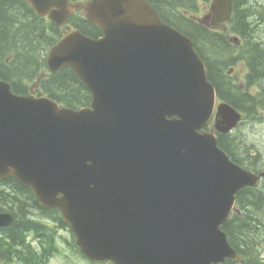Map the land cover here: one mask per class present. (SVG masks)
<instances>
[{"label": "water", "instance_id": "1", "mask_svg": "<svg viewBox=\"0 0 264 264\" xmlns=\"http://www.w3.org/2000/svg\"><path fill=\"white\" fill-rule=\"evenodd\" d=\"M23 1L57 26L83 9L101 37L70 30L46 59L53 73H76L92 94L89 107L36 97L38 83L17 95L0 80V180L14 178L41 206L58 209L93 262H241L222 226L237 210L236 194L258 187L264 172L232 162L203 131L217 95L193 41L147 0ZM232 8V0H214L207 19L226 22ZM241 119L221 103L214 129L229 133ZM12 221L0 215V227Z\"/></svg>", "mask_w": 264, "mask_h": 264}, {"label": "trees", "instance_id": "2", "mask_svg": "<svg viewBox=\"0 0 264 264\" xmlns=\"http://www.w3.org/2000/svg\"><path fill=\"white\" fill-rule=\"evenodd\" d=\"M150 1L167 24L194 41L197 53L207 66L208 78L224 101L242 111L247 118H252L258 110L264 109V46L261 42H247L248 49L237 58L244 60L248 65L249 84H256L260 88L259 93L254 96L240 91L239 87L233 86L223 74L224 68L233 62L234 49L227 34L198 23L187 14L192 11L196 0ZM251 10V5L249 6L246 0L234 1L231 20L233 31L247 39L254 33L255 27L253 21L250 23V18L254 16ZM261 21H264L263 17ZM69 25L91 38L100 36L98 27L78 14L70 19ZM64 28L37 16L21 0H0V79L9 82L15 93L29 94L31 85L36 83L46 68L47 51L63 36ZM36 93L71 109L88 106L92 100V95L81 80L67 68L44 78ZM219 146L235 163L249 170L258 171L264 166L258 149L254 144H249L246 138L241 140L230 134L220 135ZM253 151H256L257 155L251 156ZM4 184L8 186L0 185V212L1 209H6L12 214L15 213L16 222L8 230L12 242L24 240L22 234L26 230L40 232L45 229L32 221L35 217H50L59 221L61 228L67 226L62 222L60 212L41 207L30 189L14 179H7ZM236 197L241 213L233 214L223 225V230L231 246L246 262H256L258 248L264 244V187L242 189ZM34 215L38 216L33 217ZM26 217L30 220L24 225ZM3 244L0 240V247ZM10 255L17 256L27 264H33L35 260L40 259L35 253L16 250ZM224 264L235 263L226 261Z\"/></svg>", "mask_w": 264, "mask_h": 264}, {"label": "rangeland", "instance_id": "3", "mask_svg": "<svg viewBox=\"0 0 264 264\" xmlns=\"http://www.w3.org/2000/svg\"><path fill=\"white\" fill-rule=\"evenodd\" d=\"M86 1V0H84ZM246 2L251 5V13H253V17L250 19L253 21L254 34L251 33V39H258L259 42L264 43V21H261V18H264V0H246ZM211 0H196L195 8L191 11L190 16L195 20L203 19L209 13ZM261 13V14H260ZM262 16V17H261ZM227 30H230L231 26L223 27ZM222 28V30H223ZM229 28V29H228ZM256 40L252 41L255 42ZM237 52V51H236ZM235 56V51H234ZM223 62H226L222 60ZM232 66L234 68L232 72V79L235 80V84H245L246 76H247V68L245 67L244 62H236ZM221 64V63H220ZM247 92L251 95H257L259 92V88L257 85L247 88ZM258 120L245 119V122L241 127L236 131L234 137H238L242 140V138H246L249 144H254V146L258 149V152L261 154L262 164H264V110H260L257 113ZM255 155H257L256 151H253ZM252 155V152L250 153ZM59 237L58 239V247L59 252L53 257L49 264H90L86 260H84L76 251L73 246L72 236L68 229H63L57 232ZM260 251L262 252L261 256H264V244L260 247Z\"/></svg>", "mask_w": 264, "mask_h": 264}, {"label": "flooded vegetation", "instance_id": "4", "mask_svg": "<svg viewBox=\"0 0 264 264\" xmlns=\"http://www.w3.org/2000/svg\"><path fill=\"white\" fill-rule=\"evenodd\" d=\"M84 0H71V2H81ZM2 185V184H1ZM5 186H8L6 184H3ZM11 212H8L6 209H1L0 214H10ZM38 216L34 215L33 217ZM38 218V217H36ZM26 223L28 224L27 220H30V218L26 217ZM44 221H50L51 223H55L52 219L48 218V220ZM16 220L15 218L13 219V222L5 227L0 228V240L4 242L3 246L0 247V264H27L25 261H19L18 257L15 256L13 257L12 255L9 256V254H12L14 250L18 252H31V253H39L40 259L38 262L35 260L33 264H49L51 260L53 259L52 257H49L47 262H44V258L48 253H51L50 255H54V251L57 250L59 252V247H58V240H57V233L56 236L48 238V236L45 233H39L37 234L36 231H25L23 232L24 240L21 241H16L12 242L10 239V233H9V228L15 224ZM12 247V248H11ZM14 247V248H13ZM9 252V254L7 253ZM90 264H96L90 261H87ZM235 264H264V256H262L261 261H256V262H234ZM105 264H112V263H105Z\"/></svg>", "mask_w": 264, "mask_h": 264}, {"label": "bare ground", "instance_id": "5", "mask_svg": "<svg viewBox=\"0 0 264 264\" xmlns=\"http://www.w3.org/2000/svg\"><path fill=\"white\" fill-rule=\"evenodd\" d=\"M159 11V10H158ZM264 27V26H263ZM48 52V51H47ZM254 160V159H253ZM15 214V213H14ZM259 252V251H258Z\"/></svg>", "mask_w": 264, "mask_h": 264}]
</instances>
